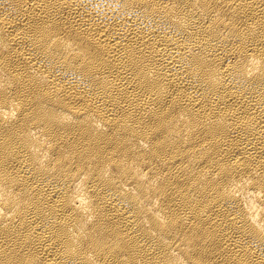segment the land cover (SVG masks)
<instances>
[{
    "label": "bare ground",
    "instance_id": "1",
    "mask_svg": "<svg viewBox=\"0 0 264 264\" xmlns=\"http://www.w3.org/2000/svg\"><path fill=\"white\" fill-rule=\"evenodd\" d=\"M0 264H264V0H0Z\"/></svg>",
    "mask_w": 264,
    "mask_h": 264
}]
</instances>
